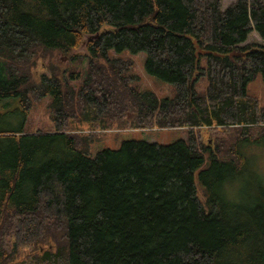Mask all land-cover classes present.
<instances>
[{
  "label": "trees",
  "instance_id": "16d2710c",
  "mask_svg": "<svg viewBox=\"0 0 264 264\" xmlns=\"http://www.w3.org/2000/svg\"><path fill=\"white\" fill-rule=\"evenodd\" d=\"M221 1L0 0V264H264V106L246 90L264 44H242L264 39V0ZM124 50L172 96L140 87ZM114 128L186 138L89 157Z\"/></svg>",
  "mask_w": 264,
  "mask_h": 264
},
{
  "label": "rangeland",
  "instance_id": "374dc122",
  "mask_svg": "<svg viewBox=\"0 0 264 264\" xmlns=\"http://www.w3.org/2000/svg\"><path fill=\"white\" fill-rule=\"evenodd\" d=\"M234 0H222V8H225L228 4ZM246 43H257L264 44V39L261 38L256 32H251L248 35ZM83 46L79 50H83ZM123 57L132 58L134 61V72L139 75V85L142 88H147L153 90L156 94L162 97H170L173 94L172 85L166 81L155 76L147 75L143 70L144 61L146 54L144 51H139L137 53H130L128 50H124L120 53ZM54 63L59 65L61 68H66L70 66L69 59L66 55L54 54ZM42 72H47L46 67L43 65L42 60L38 61L35 68V75ZM206 80L204 77L199 78L195 83V88L197 90L204 89ZM246 90L248 94L255 95L259 98L260 104L264 106V82L261 77L258 76L255 80L250 81ZM48 97L38 102L37 105L30 111L27 126L32 129H47L50 127V118L46 109V102ZM127 116L133 117V113L128 112ZM4 124H13L16 122L7 121ZM186 132L183 129H151V130H135L127 128H114L107 132L98 134L91 144L88 156L94 157L96 153L106 147L116 149L120 146L123 140H141L147 142H157L160 144L172 143L177 139H185ZM253 153L252 165L259 167L264 172V145L256 146L250 149Z\"/></svg>",
  "mask_w": 264,
  "mask_h": 264
},
{
  "label": "water",
  "instance_id": "95a60500",
  "mask_svg": "<svg viewBox=\"0 0 264 264\" xmlns=\"http://www.w3.org/2000/svg\"><path fill=\"white\" fill-rule=\"evenodd\" d=\"M96 36V35H95ZM194 43H195V45H197L196 43V41H194ZM207 52H209V51H205V50H202V49H200V48H197V50H196V52H195V55H196V57L198 58V54H201V55H203V54H205V53H207Z\"/></svg>",
  "mask_w": 264,
  "mask_h": 264
}]
</instances>
